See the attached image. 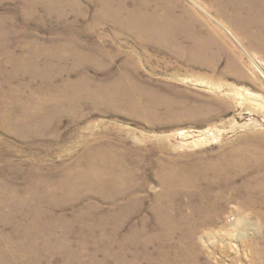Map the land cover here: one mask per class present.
I'll return each mask as SVG.
<instances>
[{"label":"rangeland","instance_id":"obj_1","mask_svg":"<svg viewBox=\"0 0 264 264\" xmlns=\"http://www.w3.org/2000/svg\"><path fill=\"white\" fill-rule=\"evenodd\" d=\"M249 1L0 0V264H264Z\"/></svg>","mask_w":264,"mask_h":264},{"label":"bare ground","instance_id":"obj_2","mask_svg":"<svg viewBox=\"0 0 264 264\" xmlns=\"http://www.w3.org/2000/svg\"><path fill=\"white\" fill-rule=\"evenodd\" d=\"M249 3H251L253 6H255L256 8L259 9V13L256 14V16L254 18L256 20H261L264 17V14H263L264 13V0H250ZM238 8H240V7H238ZM148 31L155 33L153 29H149ZM255 64L257 65V63H255ZM76 86H77V83H76ZM134 99H137V98L134 97ZM86 149L90 153V157H89L88 161L85 162V164H86L85 165V171H80V172L85 173V174H89L88 176H98V175L104 174L105 173L104 168H105L106 160H107V158H111V156H112L111 154L108 155L111 150H109L108 148H103L100 145H92L90 147H87ZM98 166H100V167L98 168ZM114 176L118 180V177L116 175H114ZM254 186L255 185L253 183H245L242 185V189H244L246 191H250L251 189H253ZM245 203L252 205L251 200H246ZM196 212H197V214H199V211H196ZM178 217L180 218V221L178 223H176V227H180V225L185 220L189 219V214L183 216V215H181V212H179ZM208 221H210V219H208ZM225 232H227V230ZM242 238H244V233L241 232L239 234L238 238L236 239V242ZM232 245L236 246V244H234V243Z\"/></svg>","mask_w":264,"mask_h":264}]
</instances>
